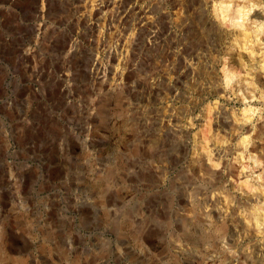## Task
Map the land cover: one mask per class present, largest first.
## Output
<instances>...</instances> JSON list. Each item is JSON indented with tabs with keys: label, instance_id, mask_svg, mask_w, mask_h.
I'll return each mask as SVG.
<instances>
[{
	"label": "rangeland",
	"instance_id": "1",
	"mask_svg": "<svg viewBox=\"0 0 264 264\" xmlns=\"http://www.w3.org/2000/svg\"><path fill=\"white\" fill-rule=\"evenodd\" d=\"M122 1L0 0V96L16 92L13 97L27 116L16 123L25 126L26 139L41 146L39 154L56 162L62 156L60 163L68 165L56 141L69 137V75L84 85L94 65L107 72L101 129L105 172L78 181L89 185L88 198L80 191L72 195L71 184L77 181L63 178L62 165L44 170L41 178L26 174L18 194L11 190L3 196L8 217L0 223V264H264V192L235 212L221 192L230 184L242 197L260 193L264 162L230 157L235 177L220 178L214 188L203 180L223 171L211 159L213 145L205 150L204 165L194 163L214 134L213 117L222 103L241 117L252 106L248 113L254 111L258 119L264 116V98L202 100L191 84L179 82L177 90H170L178 74L172 72L165 16L171 12L177 19L182 9L173 8L170 0H127L126 8L133 10L128 16ZM172 30L179 32L177 26ZM154 31L160 37H153ZM224 68L222 55L218 69L224 73ZM254 119L247 124L255 126ZM169 130L192 141L176 159L163 143ZM91 133L98 136V131ZM217 189L224 214L211 215L210 225L202 227L196 218L212 210L207 199ZM256 205L262 223L253 221ZM187 216L193 217L190 224L178 220ZM238 219L243 223L231 231ZM220 235H227L223 250L217 244Z\"/></svg>",
	"mask_w": 264,
	"mask_h": 264
},
{
	"label": "bare ground",
	"instance_id": "2",
	"mask_svg": "<svg viewBox=\"0 0 264 264\" xmlns=\"http://www.w3.org/2000/svg\"><path fill=\"white\" fill-rule=\"evenodd\" d=\"M237 1L235 7L231 8V3L235 0H170L173 8L180 6L182 9V14L177 19L173 16L175 13L169 12L165 16L168 19V41L170 56L173 59L172 72L178 74V81L169 86L170 90H177L179 82L180 84H191L202 100L208 96L222 100L228 95H236L240 101L247 98H264V20H261V17H264V2L258 0ZM128 2L130 1H122L121 4L125 7L122 12L130 16L133 14V10L126 8ZM251 12H253L252 17L250 16ZM39 13L43 14L44 9H40ZM173 26H177L179 32L173 31ZM158 33L154 31L153 37H158ZM236 49L240 50L238 55L235 53ZM222 55L225 65H228V68H224V73L218 69ZM233 81L235 83L232 84L231 90H227ZM251 110L252 106L245 110L241 117L236 110L227 109L223 103L218 107V111L213 117L214 134L206 138V147L194 160L195 164L204 165L205 150L210 144L213 145L211 153L215 156H211V159L215 158L217 160L215 165H220L223 171L216 170L210 173V176L204 177L203 180L206 184L213 187L219 184L220 178L235 177L234 166L230 161L232 156L240 162L247 158H256L255 162L259 164L264 162V116L254 119V111L253 114L248 113ZM253 119L257 121V124L251 127L247 122ZM188 134L187 132L186 135ZM170 135L173 138L167 140ZM215 135H217L216 140L213 138ZM164 136L163 143L170 148L167 151L168 156L173 159L179 157L178 151L181 154L187 153L192 143L191 138L182 139L179 133L172 130L166 131ZM225 141L226 143H224ZM222 143L223 145H221ZM261 173H264V170ZM193 185L192 183L191 186ZM197 188H200L201 194L205 192L202 185ZM258 189L260 193L242 197L233 193L232 187L228 184L221 192L225 193L223 194L228 199L230 210L235 212L241 207L251 206V202H256L261 198L260 194L264 192V189L261 188V185ZM207 200L210 202L212 210L199 214L197 218L195 216L198 219L197 223H200L202 227L210 225L211 215L222 217L224 214L220 205L222 199L218 189L217 194H213ZM253 208V221L262 223L263 217L258 212L259 208L257 205ZM178 220L182 223H189L192 222L193 217L187 216ZM240 223H243L241 219L233 222L231 231L237 229L241 225ZM184 226L186 228V224ZM226 239L227 235L217 237L219 249H224ZM232 260L234 257L231 254L229 261Z\"/></svg>",
	"mask_w": 264,
	"mask_h": 264
},
{
	"label": "built area",
	"instance_id": "3",
	"mask_svg": "<svg viewBox=\"0 0 264 264\" xmlns=\"http://www.w3.org/2000/svg\"><path fill=\"white\" fill-rule=\"evenodd\" d=\"M106 77V69L96 65L91 68L90 79L84 85L74 74L69 75L65 88V100L70 111L67 121L69 137L56 141L60 153L67 154L66 167L65 163H60L64 160L62 156L56 162L48 155H41L37 141L26 139L25 126L16 123V120L27 118L18 99L13 97L16 92L0 96V223H7L8 217L4 194L11 190L18 194L25 175L29 173L41 178L45 176L44 170L62 165L67 171L63 178L77 181L71 184L72 195L80 191L81 195L89 197V185H80L78 181L100 177L107 166L106 141L101 131ZM119 85L118 82L116 87ZM55 116L57 123H62L61 116ZM92 130L98 131V136H92ZM25 149H30L27 154Z\"/></svg>",
	"mask_w": 264,
	"mask_h": 264
}]
</instances>
